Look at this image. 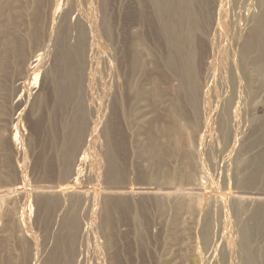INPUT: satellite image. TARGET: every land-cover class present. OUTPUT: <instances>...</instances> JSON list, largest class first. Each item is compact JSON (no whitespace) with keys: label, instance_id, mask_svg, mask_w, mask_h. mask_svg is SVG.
<instances>
[{"label":"rangeland","instance_id":"1","mask_svg":"<svg viewBox=\"0 0 264 264\" xmlns=\"http://www.w3.org/2000/svg\"><path fill=\"white\" fill-rule=\"evenodd\" d=\"M250 2L0 0V264H264Z\"/></svg>","mask_w":264,"mask_h":264},{"label":"bare ground","instance_id":"2","mask_svg":"<svg viewBox=\"0 0 264 264\" xmlns=\"http://www.w3.org/2000/svg\"><path fill=\"white\" fill-rule=\"evenodd\" d=\"M259 1H260V0H259ZM249 2H250V0H249ZM250 3H251V2H250ZM240 4H242V3H241V0H240ZM247 6H248V5H247ZM257 6H258V0H256V6H254V10H255V8H256ZM222 7H223V6H222ZM240 7H241V5H240ZM248 7H249V6H248ZM223 8H224V7H223ZM238 8H239V7H238ZM221 9H222V8H221ZM227 9H228V8H227ZM249 10H250V9H249ZM239 11H240V10H239ZM248 13H249V11H248ZM227 14H228V13H227ZM240 14H241V12H240ZM220 15H221V14H220ZM222 16H223V15H222ZM222 16H221V17H222ZM224 16H225V15H224ZM240 16H241V15H240ZM240 18H241V17H240ZM223 20H224V19H223ZM238 21H239V19H238ZM240 21H241V19H240ZM220 24H221V23H220ZM223 24H224V23H223ZM223 24H222V25H223ZM237 25H238V24H237ZM226 27H227V26H226ZM234 28H235V27H234ZM225 30H228V29H225ZM219 34H220V33H219ZM244 34H245V33H244ZM244 34L242 33V35H244ZM216 35H217V34H216ZM213 39H214V37H213ZM214 40H215V39H214ZM223 40H224V38H223ZM236 40H237V41H236V44H237V42H239V41H238L239 39L236 38ZM217 41H218V43H219V41H222L221 38H220V36H219V38L217 37ZM212 42H213V41H212ZM220 43H221V42H220ZM220 43H219V46H220ZM230 44H231V42H230ZM214 45H216V43H214ZM219 46L217 47L218 49H219ZM215 47H216V46H215ZM221 48H223V47H221ZM221 48H220V49H221ZM218 49H217V50H218ZM213 50L215 51L214 48H213ZM231 50H232V48H231ZM220 51H221V50H220ZM224 51H225V50H224ZM232 51H233V50H232ZM237 52H238V51H237ZM216 53H217V52H216ZM218 54H219V52H218ZM220 54L223 55V53H220ZM220 54H219V56H220ZM222 55H221V56H222ZM233 55H235V54L233 53ZM214 56H215V55H214ZM214 56H213V58H214ZM216 56H218V55L216 54ZM221 56L219 57V59L221 58ZM235 56H236V55H235ZM222 58H224V57H222ZM237 58H238V56H237ZM239 59L241 60V57H240V56H239ZM217 61H218V60H217ZM215 62H216V61H215ZM220 62H221V59H220ZM237 64L239 65V64H240V61H238ZM237 64H236V65H237ZM221 65H222V64H221ZM233 65H234V63H233ZM215 66H216V65H215ZM216 67H217V66H216ZM212 68H213V67H212ZM234 68H235V67H234ZM236 68H237V67H236ZM207 70H208V69H207ZM213 70H214V69H213ZM222 72H223V71H222ZM206 73H207V72H206ZM216 73H217V72H216ZM218 73H219V72H218ZM238 73H239V72H238ZM219 74H220V73H219ZM219 74H218V75H219ZM216 76H217V75H216ZM239 76H240V74H239ZM242 76H244V75H242ZM242 76H241V77H242ZM220 77H222V75H221ZM241 77H240V80H241ZM226 78H227V77H226ZM243 78H244V77H243ZM218 80H219V79H218ZM237 80H238V79H237ZM219 81H220V80H219ZM219 81H217V82H219ZM222 81H223V80H222ZM226 82H227V81H226ZM226 82H225V83H226ZM236 82H237V81H236ZM236 82H235V83H236ZM241 82H242V81H241ZM243 82H244V81H243ZM246 82H247V81H246ZM236 84H238V83H236ZM243 84H244V83H243ZM212 85H213V84H212ZM212 85H211V88H212ZM216 85H217V84H216ZM219 86L221 87V85H219ZM242 86H243V85H242ZM242 86H241V87H242ZM225 87H226V86H225ZM227 87H228V86H227ZM238 87H240V86H238ZM241 87H240V88H241ZM240 88H237V90H239ZM244 89H245V88H244ZM220 90H221V89H220ZM240 90H241V89H240ZM210 91H211V90H210ZM212 91H213V90H212ZM222 91H223V89H222ZM225 92H226V91H225ZM214 93H215V92H214ZM216 93H217V92H216ZM221 93H222V92H221ZM241 93H242V92H241ZM247 93H248V92H247ZM237 94H238V93H237ZM247 95H248V94H247ZM210 96H211V95H210ZM217 96H218V93H217ZM217 96L215 95V97L217 98V101H218V97H217ZM226 96H227V95H226ZM224 97H225V96H224ZM207 98H208V97H207ZM209 98H210V97H209ZM203 99H204V98H203ZM223 99H224V98H223ZM223 99H222V100H223ZM238 99H239V98H238ZM242 99H243V97H242ZM214 100H215V98H214ZM222 100H221V101H222ZM225 100H226V98H225ZM223 101H224V100H223ZM208 102H209V100H208ZM245 102H246V101H245ZM212 103H213V102H212ZM218 103H219V102H218ZM236 104H237V103H236ZM244 104H245V103H244ZM207 105H208V103H207ZM209 105H210V102H209ZM219 105H220V104H219ZM223 105H224V104H223ZM223 105H222V106H223ZM237 105H238V104H237ZM211 106H212V105H211ZM215 106H216V105H215ZM238 107H239V106H238ZM245 108H246V106H245ZM208 109H209V110L211 109L210 106L208 107ZM214 109H215V107H214ZM214 109H213V110H214ZM218 110H219V109H218ZM223 110H224V109H223ZM244 110L247 111L246 109H244ZM257 110H259V109H257ZM211 111H212V109H211ZM215 111H216V110H215ZM234 111H235V110H234ZM234 111H233V113H234ZM217 112H218V111H217ZM236 112H237V111H236ZM209 113H211V112H209ZM214 113H215V112H214ZM239 113H240V111H239ZM236 114H237V113H236ZM213 115H214V114H213ZM216 115H217V114H216ZM231 115H232V114H231ZM234 115H235V114H234ZM239 116H240V115H239ZM248 116H249V115H248ZM209 120H210V119H209ZM236 120H237V119H236ZM214 121H215V119H214ZM211 122H212V121H211ZM235 122H236V121H235ZM206 123H207V122H206ZM208 123H209V126H210V122H208ZM240 124H241V123H240ZM211 125H212V123H211ZM206 126H207V124H206ZM209 126H208V127H209ZM213 126H214V125H213ZM210 128H211V127H210ZM238 128H239V127H238ZM209 130H211V129H209ZM209 132H210V131H209ZM235 132H236V131H235ZM210 133H211V132H210ZM209 135H211V134H209ZM224 135H225V134H224ZM225 136H226V135H225ZM235 137H237V135H236ZM210 138H211V136H210ZM210 140H211V139H210ZM235 140H236V139H235ZM196 142H197V141H196ZM235 143H236V142H235ZM209 146H210V145H209ZM209 146H208V149L211 148V147L209 148ZM234 147H235V145H234ZM206 149H207V147H206ZM212 149H213V148H212ZM233 151H235V149H234ZM209 152H210V151H209ZM211 152H212V151H211ZM213 153H214V152H213ZM227 154H228V153H227ZM230 155H231V154H230ZM202 156H203V155H202ZM204 156H205V155H204ZM228 157H229V156H228ZM192 158H193V157H192ZM202 158H203V157H202ZM230 158H231V157H230ZM207 159H208V158H207ZM201 160H203V159H201ZM220 161H221V160H220ZM215 162H216V161H215ZM222 163H223V162H222ZM222 163H221V164H222ZM219 165H220V164H219ZM215 167H216V166H215ZM217 167H219V166H217ZM215 169H216V168H215ZM217 169H218V168H217ZM219 169H220V168H219ZM228 169H229V168H228ZM218 172H219V170H218ZM218 172H216V173H218ZM208 173H209V172H208ZM216 173H215V174H216ZM205 174H206V172H205ZM215 174H214V175H215ZM221 174H222V171H221ZM221 174H220V176H221ZM229 175H230V173H229ZM200 177L203 179L202 176H200ZM207 177H208V176H207ZM228 177H229V176H228ZM228 177H227V178H228ZM204 179H205V178H204ZM213 179H214V178H213ZM213 179H211V180H213ZM218 179H220V177H219ZM200 180H201V179H200ZM208 180H209V179H208ZM203 181H204V180H203ZM225 182H228V181L226 180ZM214 183H215V182H214ZM210 186H211V185H210ZM218 187L220 188V186H218ZM238 187H239V186H238ZM211 188H212V187H211ZM93 189H94V188H93ZM211 190H212V189H211ZM230 191H231V190H230ZM94 192H95V191H94ZM4 193H5V192H4ZM9 194H10V193H9ZM94 194H95V193H94ZM94 194H93V195H94ZM117 194H118V193H117ZM218 194H219V193H218ZM224 194H225V193H224ZM224 194H223V195H224ZM230 194H231V193H230ZM230 194H228V195H230ZM1 195H3V194H1ZM103 195H104V194H103ZM225 195H226V194H225ZM225 195H224V196H225ZM5 196H6V195H5ZM0 198H1V197H0ZM3 198H4V197H3ZM251 199H252V198H251ZM251 199H250V200H251ZM241 200H242V199H241ZM243 200H244V198H243ZM0 201L2 202L3 200H0ZM225 201H226V200H225ZM229 206H231V205H229ZM233 206H234V205H233ZM224 214H225V213H224ZM226 214H227V211H226ZM228 215H229V214H228ZM235 221H236V220H235ZM230 223H231V221H230ZM230 227H231V226H230ZM230 227H229V228H230ZM228 233H229V232H228ZM229 235H230V234H229ZM214 238H215V237H214ZM226 238H227V237H226ZM224 241H225V239H224ZM225 242H226V241H225ZM227 243H228V241H227ZM230 244H231V243H230ZM203 245H204V244H203ZM234 245H235V244H234ZM234 245H233V247H234V250H235L236 248H235ZM213 246H214V245H213ZM205 247H206V246H205ZM233 247H232V248H233ZM201 249H202V248H201ZM206 249H208V247H207ZM200 251H201V250H200ZM203 251H204V250H203ZM232 252H233V251H232ZM260 252H261V251H260ZM202 253H203V252H202ZM234 253H235V251H234ZM203 254H204V253H203ZM222 254H223V253H222ZM230 254H231V253H230ZM235 254H236V253H235ZM208 255H209V254H208ZM228 256H229V255H228ZM232 256H233V255H232ZM235 256H236V255H235ZM203 257H204V256H203ZM206 257H207V256H206ZM222 257H223V256H222ZM230 258H231V257H230ZM233 258H234V256H233ZM220 259H222V258H220ZM226 259H227V258H226ZM228 259H229V258H228ZM234 259H235V258H234ZM219 261H220V260H219ZM219 261H218V262H219ZM253 261L255 262V260H253ZM233 262H235V261H233ZM220 263H221V262H220ZM220 263H219V264H220ZM221 264H222V263H221ZM223 264H224V263H223Z\"/></svg>","mask_w":264,"mask_h":264}]
</instances>
